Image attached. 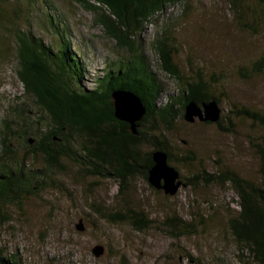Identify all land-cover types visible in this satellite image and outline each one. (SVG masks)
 Segmentation results:
<instances>
[{"label": "rangeland", "instance_id": "rangeland-1", "mask_svg": "<svg viewBox=\"0 0 264 264\" xmlns=\"http://www.w3.org/2000/svg\"><path fill=\"white\" fill-rule=\"evenodd\" d=\"M40 1L44 3L33 12L37 4L31 0H0V130L9 107L24 92L16 75L19 61L14 43L18 31L26 30L55 49L64 47L63 40L69 43L72 59L82 66L74 81L81 80L87 89L95 88L97 79L118 70L119 62L130 58L96 24L97 13L80 1ZM188 2L175 32L179 49L176 62L187 68L191 58L205 68L208 79L212 74L224 76L214 95L221 101L222 126L231 129V120L234 127L221 131L216 124L184 120L165 133L173 156L171 165L183 182L174 196L152 188L142 175L134 176L129 190L121 194L117 181L84 176L78 164L65 162L66 174L57 178L59 188L28 198L22 209L8 211L12 222H0V257L17 254V264H253L247 257H238L228 232V221L238 211V198L231 187L204 181L187 186L186 181L203 171L219 174L225 170L260 181L253 143L261 131L234 113L236 108H247L264 114V71L252 72L254 63L264 59V15L257 0H244L240 12L230 7L229 0ZM175 9L179 14L184 11ZM155 31L153 25L148 26L147 36ZM175 83H164L173 95ZM153 151L154 147H147L142 152L145 156ZM190 152L194 159L186 160ZM94 208H100L105 217ZM130 210L144 212L152 224L137 232L129 224L110 218ZM174 214L193 225L195 232L173 237L164 222ZM80 220L82 232L77 230ZM97 245L105 248L100 258L92 254Z\"/></svg>", "mask_w": 264, "mask_h": 264}, {"label": "trees", "instance_id": "trees-1", "mask_svg": "<svg viewBox=\"0 0 264 264\" xmlns=\"http://www.w3.org/2000/svg\"><path fill=\"white\" fill-rule=\"evenodd\" d=\"M31 1L37 4L38 11L40 0ZM78 1L97 13L96 24L130 58L119 62L118 70L97 79L95 88L87 89L81 80L74 81L82 66L72 59L69 43L63 40L64 47L55 49L26 30L18 31L14 43L19 61L16 75L24 92L9 107L0 130V222H12L8 211L22 209L28 198L59 188L57 178L66 174L67 161L82 167L84 176L117 181L120 193L125 194L134 176L142 175L148 182L154 152L167 153L171 165L173 156L164 135L185 120L188 102L201 106L214 100L221 108L214 90L224 76L212 74L208 79L205 68L191 58L187 68L176 62L179 49L175 32L179 19L189 8L188 0H92L98 6L87 0ZM243 2L229 0L230 7L239 12L244 8ZM257 2L264 15V0ZM177 7L184 11L177 13ZM46 19L49 21L50 17ZM150 25L156 28L153 36H147ZM263 71L264 59L252 66L254 74ZM168 81L176 82L174 95L167 91L164 83ZM119 90L137 95L146 107L136 135L128 124L115 118L112 94ZM221 111L216 125L221 131H230L234 124L229 120L231 129L223 127L222 108ZM234 115L250 120L261 131L253 143L260 181L246 180L229 170L219 174L203 171L187 179L186 185L204 181L231 187L238 198V211L228 221V232L238 257L264 264V114L236 108ZM147 147H154V151L144 156L142 151ZM190 154L186 160L194 159V154ZM94 210L105 217L100 208ZM110 218L129 224L137 232L152 224L144 212L131 210L128 214L116 212ZM164 225L175 238L195 232L193 225L176 214L166 218ZM17 260V254L0 257V264H17Z\"/></svg>", "mask_w": 264, "mask_h": 264}, {"label": "water", "instance_id": "water-1", "mask_svg": "<svg viewBox=\"0 0 264 264\" xmlns=\"http://www.w3.org/2000/svg\"><path fill=\"white\" fill-rule=\"evenodd\" d=\"M115 118L130 126L134 135L137 134L139 122L146 115V107L142 100L129 91H115L112 94ZM221 108L214 100L203 103L199 106L195 102H188L185 108V121L194 123L197 119L203 123L216 124L221 118ZM32 143V141H31ZM153 166L148 171V183L156 190H162L166 195L174 196L183 182L179 171L169 164L168 154L163 151H156L152 154ZM82 220L77 230L82 232L84 227ZM105 253V248L97 245L92 248L95 258H100Z\"/></svg>", "mask_w": 264, "mask_h": 264}, {"label": "bare ground", "instance_id": "bare-ground-1", "mask_svg": "<svg viewBox=\"0 0 264 264\" xmlns=\"http://www.w3.org/2000/svg\"><path fill=\"white\" fill-rule=\"evenodd\" d=\"M39 2L42 3L43 1H39ZM43 3H44V2H43ZM52 4H53V3H52ZM46 6H48V8H49L51 11H53V9H52L53 7H51V4H47ZM36 9H37V8L34 7L33 12H37ZM54 9H55V8H54ZM55 11H57V9H56ZM54 13H55V12H54ZM122 89H124V87H122Z\"/></svg>", "mask_w": 264, "mask_h": 264}]
</instances>
